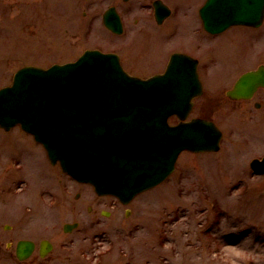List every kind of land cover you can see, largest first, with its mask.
Masks as SVG:
<instances>
[{
  "label": "rangeland",
  "instance_id": "obj_1",
  "mask_svg": "<svg viewBox=\"0 0 264 264\" xmlns=\"http://www.w3.org/2000/svg\"><path fill=\"white\" fill-rule=\"evenodd\" d=\"M5 1L10 5V0ZM5 1L0 0V88L11 83L18 66L72 60L95 44H106L111 39L118 42L117 37L105 33L99 22L90 31L83 12L94 14L96 7L89 10L79 0H24L12 15H2ZM136 17L145 19L137 13L130 22ZM181 18L185 24L179 36L167 43H152L137 56L133 70L128 68L131 73L141 76L161 71L166 51L172 47H184L190 53L195 50L203 56L209 46H214V42L204 44L193 36L198 23L192 21L197 19H193L194 11L188 4L183 6ZM236 42L229 31L221 36L218 46L215 43L221 67H210L212 74L207 78L205 94L196 100L191 115L212 119L222 128L220 152L182 154L175 173L165 183L124 207L114 198H98L91 188L71 180H62L68 185L63 191L60 177L49 174L54 169L32 138L19 128L0 130V155H15L24 148L34 149L38 156L35 165L25 162V183L12 184L11 188L0 184V196L6 200L0 203L2 223L18 214L8 203L18 206L37 201V225H51L57 220L63 229L66 223L78 224L80 231L74 232L78 238L77 264L88 260L96 264H264V176L253 175L249 166L253 158L264 153V124L256 119L252 103H236L225 96L240 72L238 67L230 69V53L246 50L243 40ZM201 43L204 54L199 49ZM111 47L109 42L106 48ZM6 164L5 156L1 157V182L9 173ZM78 192L80 196L75 198ZM54 195L61 199L62 206L50 211L39 200L49 201ZM86 235L89 238L84 242L82 237ZM91 238L102 242L96 245L95 258L83 251L81 256L79 250Z\"/></svg>",
  "mask_w": 264,
  "mask_h": 264
},
{
  "label": "water",
  "instance_id": "obj_2",
  "mask_svg": "<svg viewBox=\"0 0 264 264\" xmlns=\"http://www.w3.org/2000/svg\"><path fill=\"white\" fill-rule=\"evenodd\" d=\"M250 2L210 0L204 11L206 28L218 32L251 23V10L261 18L264 0ZM224 3L227 7L220 8ZM220 13L224 21L215 25ZM184 58H175L165 74L146 80L125 72L117 56L98 51L48 70L26 67L16 74L13 86L0 90V126L20 124L64 172L91 184L100 196L128 203L166 180L183 151L220 149L222 132L213 122L185 121L203 89L187 88L186 63L179 64L189 60ZM194 67L188 64L187 73ZM247 78L229 92L232 98H248L257 89L243 88ZM174 115L183 122L169 125ZM258 164L264 167V161L253 166Z\"/></svg>",
  "mask_w": 264,
  "mask_h": 264
},
{
  "label": "flooded vegetation",
  "instance_id": "obj_3",
  "mask_svg": "<svg viewBox=\"0 0 264 264\" xmlns=\"http://www.w3.org/2000/svg\"><path fill=\"white\" fill-rule=\"evenodd\" d=\"M24 0H10V5L6 8L16 7L20 4H23ZM28 1V0H27ZM42 2L44 0H35V2ZM82 1L83 4L95 9V18L90 19V26L94 27L96 22H99L100 27L108 33V35L113 37H119L118 42H115L112 39L107 40L106 44L101 42L100 44L93 45V49L98 50H109L110 52L117 53L122 62L128 65V68L133 70V63L137 59L138 55L144 54L152 43L155 41L158 42H170L175 39L182 31L184 27L185 20L181 18V12L183 10V6L188 4L190 9L194 11V16L198 23L197 28L193 32V36L196 37L198 42H202L205 44L206 41L214 42L219 36L210 35L206 32L203 26V21L200 18L199 10L205 4L206 0H79ZM34 2V1H32ZM166 5L170 15L167 16L161 21H158V17L160 16L157 11V6L163 8ZM103 8L102 10H100ZM108 11L116 12L122 23V34L117 35L113 31L109 30L104 24V16ZM143 14L145 19L135 18L133 23L130 22V17L135 16L136 14ZM164 12H162V15ZM84 17L89 16L88 11L83 12ZM193 17V16H192ZM126 36L125 39H120L122 36ZM121 36V37H120ZM241 39V40H240ZM106 41V39H104ZM244 41L246 50L243 51H235L230 54L232 56L229 57V65L230 69L234 67H238L240 72L236 74L234 77V81L232 82L230 89L233 88L237 82V80L243 75L247 73H252L257 77H252L254 79L264 78V20L258 26L254 27L252 25H238L232 27V41ZM112 44L111 48H106ZM202 43L199 44V49L202 51V54L205 53L204 47H202ZM137 51H135V47H137ZM218 46V44L216 45ZM212 51V60L207 62L203 57L195 53H190L188 49H184L182 47L177 48H169L166 51V56L169 58L175 52L187 53L199 61L198 73L199 77L205 86L207 78L209 75L211 76L210 66L213 65L215 67L216 64L221 67V63L218 62L221 60L220 51L216 50ZM129 56V57H128ZM134 56V58H133ZM131 57V58H130ZM133 59V60H132ZM212 63V64H211ZM210 64V65H209ZM232 64V65H231ZM125 65V66H126ZM228 65V66H229ZM164 69L162 68V71ZM161 71H157L155 73H159ZM154 73V74H155ZM221 82H225L223 77H220ZM257 92L249 99H232L228 96L226 91L225 96L228 100L236 102V103H252L255 111L256 119L262 120L264 124V80L263 85L259 84ZM258 112L260 114H258ZM261 115V116H259ZM253 116V115H252ZM175 119L172 118L171 122ZM37 151V150H36ZM7 159V166L9 173L7 178L4 181H0L2 187L11 186L17 180H21L22 183L26 182V160L29 161L30 164L35 165L38 156H36V152L34 149L25 150L24 148L19 149V151L15 155L5 154L1 157ZM264 156V153L261 156L256 158H261ZM15 165V170L12 169V166ZM55 170V169H54ZM59 173V171H56ZM51 176H55L54 173L49 171ZM53 174V175H52ZM61 174V173H60ZM56 177V176H55ZM58 180V179H57ZM62 183V179L58 180ZM64 189L68 190V185L63 184ZM1 188V187H0ZM80 195L75 196L78 198ZM3 196H0V203L6 202ZM40 199V198H39ZM58 196H52L49 201L41 198L39 201L43 205L47 207L50 211H55L61 208L62 202L60 201ZM7 204V203H5ZM11 211H16L18 213L12 219H10L6 223H2L0 219V264H77L75 261V245L77 244L78 238L75 237L74 232L80 231V228L74 227V223H66L61 229V223L57 220L51 225L49 224H39L37 219L38 214V202H22L19 205L8 203ZM39 226L40 228H38ZM43 229H42V227ZM45 226L47 230H45ZM42 230V231H41ZM54 234H46V232L50 231ZM88 236H83V241L88 240ZM98 238H91V242L86 244L85 248H82L80 251V255L87 254L88 257L95 258L96 256V245H101V241H97ZM83 251V254H82ZM97 262L93 260L86 261V264H96ZM99 264H104V262H99Z\"/></svg>",
  "mask_w": 264,
  "mask_h": 264
}]
</instances>
